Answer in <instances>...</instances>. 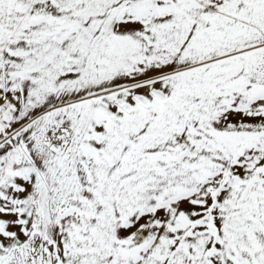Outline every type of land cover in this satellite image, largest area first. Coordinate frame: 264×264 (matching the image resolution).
I'll return each instance as SVG.
<instances>
[{
	"label": "snow or ice",
	"instance_id": "snow-or-ice-1",
	"mask_svg": "<svg viewBox=\"0 0 264 264\" xmlns=\"http://www.w3.org/2000/svg\"><path fill=\"white\" fill-rule=\"evenodd\" d=\"M0 264H264V0H0Z\"/></svg>",
	"mask_w": 264,
	"mask_h": 264
}]
</instances>
